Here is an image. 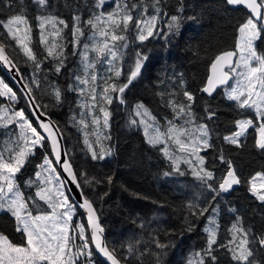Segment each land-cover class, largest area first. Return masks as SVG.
Returning a JSON list of instances; mask_svg holds the SVG:
<instances>
[{
	"label": "trees",
	"instance_id": "1",
	"mask_svg": "<svg viewBox=\"0 0 264 264\" xmlns=\"http://www.w3.org/2000/svg\"><path fill=\"white\" fill-rule=\"evenodd\" d=\"M122 2H126L129 7L133 3L148 5L147 15L154 14L151 7L153 0ZM116 3L117 0L106 2L104 12L113 11ZM160 6L164 31L142 43V51L147 48L144 52L148 53V59L144 62L140 76L125 90L127 100L125 99L123 104H119L115 100L116 97L110 105L100 100L99 94L104 80L111 75L103 67L108 65L107 62H96L100 75L97 74L95 105L89 98L91 85L84 87L75 79L84 75L81 54L82 43L87 41H79L77 47L71 48L75 38L70 40L68 36H74L73 18L80 16V27L84 33L92 31L86 21L94 14L102 12L97 7V0H48L47 6L43 8L35 0H0V21L7 22L11 16L21 13L26 16L31 26V47L38 58L43 60L39 70L32 62H26V58L19 53L18 46L13 41L6 40L3 35H0V41L11 45L7 50L29 84L35 74L40 87H33V93L39 104L52 115L62 131L65 126L66 131L69 130L76 140L80 150L74 154L69 152V155L79 182L85 195L95 205L100 221L106 228L110 250L114 249V254L124 264H156L157 253H160V264H189V261L198 264L196 254H202V250L207 246L208 234L204 231L207 221L211 216L216 218L213 209L217 210L218 225L217 245H213L216 260L205 257V264H238L232 259L227 248L218 247L219 244H227L232 238L230 229L237 220L244 229L250 231L249 242L253 257L263 262V257L254 244H258V237L264 236V201L259 200L249 190L251 177L259 171L264 174V150L256 147L258 117L254 110L240 109L235 101L228 100L225 86L219 87L211 95L201 91L209 74L210 63L220 52L235 48L238 27L244 23L249 12L243 6L226 5L225 0H161ZM181 6L184 9L182 13L178 11ZM140 12L141 9L137 8L132 14L137 17ZM165 12L167 15H164ZM48 15L58 17L67 24V27L57 24V28L62 29L60 36H49L50 43L54 39L57 50L63 51V66L59 72L55 71L58 66L57 59H43L47 53L44 45L39 42L40 29L37 18ZM172 15L183 18L182 26L177 34L169 35L165 39L167 23ZM188 17L194 19H187ZM45 31L46 34L51 32V25H46ZM0 33L6 34L2 25ZM126 33L128 44L133 49L131 36L136 33V29L130 25ZM88 43H91V39ZM257 48L264 54V33L262 39L257 41ZM89 55L92 61H96L94 52ZM0 74L5 75L1 67ZM8 80L11 81L9 78ZM116 81L119 84L123 82L122 79ZM55 87L61 91L59 102L52 94ZM80 87L85 90L83 94L79 91ZM183 91L191 92L195 98L192 112L196 120L209 127L211 146L202 151L204 168L214 173V179L208 183L217 188L221 178L228 171V164L219 158L221 154L225 161H231V166L240 179L238 185L226 192H220L219 195L212 193L192 176V171L184 166L186 164H180L183 175L164 176L165 172H173V165L161 151L163 145L148 144L142 128L127 121L134 101L144 103L162 125L169 120L173 121L175 114L169 102L174 100L177 104L187 103ZM17 92L27 116L37 127L23 95L19 90ZM69 96L73 102L67 106L65 102ZM45 101L48 103L45 104ZM85 104L88 106L84 107ZM45 105L47 107H44ZM101 106L111 113L107 128L103 126L102 113L99 111ZM209 112L215 113L211 119L208 118ZM94 115L101 117L98 131L97 126L92 124ZM241 118L252 119L254 125L241 137L239 146L228 143L224 137L236 131L235 121ZM81 119L85 120L87 128L79 124ZM86 131L98 157L101 146L105 150L110 148L111 155H106L103 159H92L91 152L84 144ZM19 134V126L13 123L5 128L4 133L0 132V137L9 147L15 148ZM97 134L100 143H96ZM108 136L111 138L105 139ZM64 137L66 143L69 141V145V137L65 136V133ZM42 143L43 147L37 146L34 154L28 156L24 166L16 174L17 184L24 198L29 200L32 213L51 211L45 202L35 196L37 185L43 186L36 176L37 172H42L38 166L43 163L46 155L52 159L46 139ZM6 149L7 156H10L11 153ZM52 162L54 163L53 159ZM108 177L112 178L111 183L108 182ZM29 181L35 183L29 186ZM214 195L215 199H212ZM32 200L36 203H31ZM189 203L199 205L200 208L208 207V212L202 216H193L187 207ZM189 224L192 225L191 231L188 230ZM0 233L15 244H26L25 236L16 231L14 218L5 212H0ZM156 241L169 244V247L160 249L156 246ZM129 244H132L134 249L131 254L128 252ZM92 255L98 263L105 264L94 250Z\"/></svg>",
	"mask_w": 264,
	"mask_h": 264
},
{
	"label": "snow or ice",
	"instance_id": "2",
	"mask_svg": "<svg viewBox=\"0 0 264 264\" xmlns=\"http://www.w3.org/2000/svg\"><path fill=\"white\" fill-rule=\"evenodd\" d=\"M35 2L43 7H46L48 0H35ZM105 0H97V7L102 6ZM226 5L229 6H243L248 12L244 23L238 27V39L235 45V50L223 51L215 57L211 63V74L207 77L205 86L201 89L211 95L218 86L227 85L232 76L238 77L236 80V86L225 88L226 96L228 100L235 101L237 107L240 109H252L257 117L260 118L259 127L256 129L259 136L256 140V147L264 150V54L258 53L256 48V41L262 39V33H264V0H225ZM161 0H153L151 7L154 10V14L147 15L148 5L133 3L131 7L122 0H117L116 7L113 11L105 13L100 12L98 15L94 14L92 18L86 21L93 31L91 36V43L83 44V53L81 54L82 63L84 65L83 77L77 76L75 79L80 85H91L89 90V98L95 105L97 101V85L98 79L94 69L96 62L101 57H107V64L109 65L108 72L111 73L104 80V87L102 88L99 96L105 104L110 105L113 100V93L119 94V101L124 103L123 93L129 86L136 80L140 74L144 62L148 59L147 55L141 52L135 53L134 65L130 67L125 79L126 82L119 84L113 81V78L118 80L123 74L122 65L118 66L124 59V54L117 47L116 42H123L120 48L127 49V37L123 33H126L129 26H133L136 29V39L143 42L148 40L154 35H159L161 30H157V23L161 19L162 8L160 6ZM140 8L141 12L137 17L133 16V10ZM181 6L178 11L183 12ZM164 15H167L165 12ZM39 29L40 40L39 42L44 45L47 55L43 59L49 57L58 60V66L55 71L59 72L63 66V51L57 50L58 46L55 40L50 43L49 36L53 38L60 36L62 29L57 28V24L67 27L65 21L60 20L55 16H39ZM74 31L73 35L75 42L79 44V38L84 35L82 28L80 27L81 18L79 15L74 18ZM182 17L178 15L170 16L167 23V33L165 39L169 35H175L179 32L182 24ZM187 19H194V17H188ZM0 25L6 30L5 33L0 35L5 36L6 40H11L18 46L19 53L23 54L26 58V62L30 61L34 67L39 70L43 60L39 59L37 53L31 47V26L24 14H17L11 16L7 22L0 21ZM46 25H51L52 31L46 34ZM120 32L121 34H117ZM11 45L6 44L4 41H0V62L10 69L14 68L16 72H19V68L12 58L7 53V48ZM90 52L96 54V61L90 59ZM235 58V59H234ZM228 69V71H225ZM242 69V71H237ZM90 70H93L90 72ZM21 79H24L21 77ZM33 87L39 88L40 83L33 78L31 84L27 81L24 84L26 89V95L29 96L31 101H35L36 97L32 95ZM183 87V85H182ZM81 94L84 93V88L80 87ZM52 94L57 102L61 100V91L58 87L53 88ZM183 96L186 98L187 103L177 104L174 100L169 103L172 106V110L175 117H186L185 124H191L195 119L192 112V103L194 102V96L191 92L183 91ZM0 96L7 97L9 101H16L17 95L7 83L0 79ZM87 107L88 105H83ZM36 108H40L41 105L36 104ZM44 107H47L45 105ZM99 111L102 113L103 126L109 127V118L111 113L106 107L101 106ZM135 115L141 117L139 121L132 119L131 125L143 124L144 134L147 137L148 144L155 146L163 144L165 147L161 149L164 155L173 165V172H165L164 176H171L174 174L183 175L180 170V163L183 160L184 163L192 167L191 175L197 180L201 181L208 190L215 195H219L220 192H226L240 183L239 177L236 175L235 169L231 166V161H225L223 154L220 155V160L228 164L227 173L221 178L217 188H213L212 184L208 181L214 179V173L205 169L204 157L199 155L200 146L208 148L209 144V130L206 124H200L193 126L192 129L186 128L181 125L174 124L172 121H167L169 125L166 131H161L156 124V117L152 116L151 112L142 104L136 105ZM215 115L214 112L208 113V118ZM144 117H148L154 123L149 124ZM39 120V117H37ZM17 124L20 129L19 137L15 142L16 147H8L6 151L11 153L8 158H5L4 152H0V212L10 214L16 224V231L21 232L26 238V244L17 245L13 244L9 238L0 233V264H76V258L80 256H92L91 247L88 243V236H86L85 228L83 225L77 226V231L84 243L76 246V250L73 252L70 248V228L72 220V208L69 203L68 197L64 194L63 188L65 182L59 179V173L56 172V168L53 165L52 159L47 156L44 158L43 163L38 167L42 172H37L36 176L42 181V185H37V191L35 196L40 201L45 202L51 209L48 213H40L33 215L32 210L29 208V200L24 198V194L20 191L19 185L15 181V176L20 172L24 166L29 155L34 154V149L39 146L43 147V141L45 136L34 127L31 121L26 117L24 111L13 110L9 114L7 107L0 109V124L7 127L10 124ZM101 123L100 116L92 117V124L97 126V131ZM79 124L84 128L88 125L84 119L79 121ZM237 131L230 136H225L224 139L228 143L233 145H240V137H243L248 131L249 127L254 125L252 119H240L236 120ZM48 134V138L51 139V149L54 153V158L58 164H61V150L57 135L53 132L50 123L39 122L38 125ZM152 129V133H149V129ZM88 132L84 133V144L91 152L92 159H103L106 155H111L112 150L109 148H100L99 157L97 151L93 148L92 143L88 139ZM111 137H105L110 139ZM169 140L174 143L180 152H187L190 156H195L197 160V167L193 166L191 159H184L183 157H176L170 151L167 144ZM96 143H100V137L97 134ZM64 171L71 177L73 182H77V176L73 172L71 164L64 161L61 164ZM44 173L45 175H42ZM264 179V176L261 177ZM111 177H108V182L111 183ZM56 180L58 187L52 185V181ZM255 177L251 185L250 191H252L261 201H264V193L258 190L255 184ZM31 186L34 181H29ZM77 186L79 184L77 183ZM264 188V185L260 186ZM215 195L212 199H215ZM31 203L35 204L36 201L32 200ZM81 207L85 208L88 213V222L91 226V240L95 244V248L103 257L111 261V264H121V261L114 255V249L110 250L108 246L102 240L103 228L98 222L95 209L92 203L85 198ZM193 216L204 215L208 212V207L200 208L199 205H193L189 203L187 205ZM209 207L211 205L209 204ZM215 212L216 209H213ZM187 223V220H186ZM209 227H205L204 231L207 235V246L201 253H197L198 264H205V257L210 258L212 261L216 260V256L213 255V245H217L218 240V225L214 218L209 219ZM188 230H192V225L189 224ZM232 238L227 244H219L218 247L227 248L231 254V257L238 264H258L255 260H250L253 257V251L248 246V231H246L239 220L233 223L230 229ZM239 242L237 243V239ZM260 244L264 245V238L260 239ZM156 246L160 249H166L169 244H162L156 241ZM133 245H128V252H133ZM156 264H160V253L156 254ZM89 264H93L89 260ZM192 264V261H189Z\"/></svg>",
	"mask_w": 264,
	"mask_h": 264
},
{
	"label": "rangeland",
	"instance_id": "3",
	"mask_svg": "<svg viewBox=\"0 0 264 264\" xmlns=\"http://www.w3.org/2000/svg\"><path fill=\"white\" fill-rule=\"evenodd\" d=\"M109 1H113L114 2V0H105V3L106 2H109ZM104 3V4H105ZM104 4L102 5V6H99L98 7V9H99V11H102V12H104V8H105V6H104ZM104 7V8H103ZM109 11H106L105 13H108ZM148 16H151V15H148ZM162 20H163V17L158 21V23H157V30L159 31V30H163L164 31V29H163V22H162ZM93 31H95V29H93L92 31H90V32H87V33H84V31H83V33H84V35L83 36H87L83 41H87L86 43H88V42H90V37L92 36V33H93ZM160 32H162V31H160ZM117 34H121L120 32H118ZM124 35H126V37H127V39H128V35H127V33H123ZM154 36H156V35H154ZM131 38H132V43H133V49H132V46H130L129 44H128V48L127 49H122V48H120V45L123 43V42H116L117 43V47H118V49L120 50V51H122L123 52V54H124V59H123V61L122 62H120V64H118V66H121L122 65V69H123V74L121 75V77L119 78V79H122V83H125L126 82V79H125V77H126V75H127V73H128V71H129V69H130V67L131 66H133L134 65V61H135V53L136 52H141V53H143L144 55H147L148 56V53L147 52H144V51H142V43H144V42H146V41H143V42H141V41H139L138 39H136V33L135 34H133L132 36H131ZM83 41H81V42H83ZM127 43H128V41H127ZM83 44H85V42L84 43H82V53H83ZM77 43L75 42L74 43V46L75 47H77ZM256 48H257V41H256ZM257 52L258 53H261L259 50H258V48H257ZM262 54V53H261ZM106 60H107V57H101L100 59H99V64L100 63H102V62H106ZM103 67H105L106 68V71L108 72V68H109V65H105V66H103ZM237 71H242V69H237ZM95 73L96 74H98V76L100 75V71L98 70V68L96 67V69H95ZM25 76V75H24ZM26 78V77H25ZM0 79H2L5 83H7L8 85H9V87H11L12 89H13V91L14 92H16V95H17V99H16V101H9L8 100V98L7 97H3V96H0V109H3V108H5V107H7L8 109H9V114H11V112L13 111V110H15V111H19V110H23L24 111V113H25V115H26V117L29 119V117L27 116V114H26V112H25V108H24V106H23V102L20 100V96H19V94H18V89H17V87L15 88V86H14V84L11 82V81H9L8 80V78L5 76V75H2V74H0ZM238 79V77H236L235 75H233V78H232V80H231V82L230 83H228L226 86H225V88H230V87H235L236 86V80ZM111 82H117L116 81V79H113V81H111ZM121 83V84H122ZM84 87H85V85H84ZM103 87H104V85H103ZM224 88V89H225ZM72 96V95H71ZM71 96H69V98H67V100H66V105L67 106H70V105H72V102L73 101H71ZM112 96H113V100L115 99V97H116V101L119 103V104H121L120 103V101H119V94H116V93H113L112 94ZM126 99V94H125V92L123 93V100H125ZM112 100V101H113ZM127 100V99H126ZM48 102L47 101H45V104H47ZM138 103H142V102H135L134 101V105L130 108V111H129V113H128V119H127V121H128V123L130 124V121L132 120V119H136L137 121H139L140 119H141V117H138V116H136L135 115V112H136V105L138 104ZM49 104H51V103H49ZM144 106H145V104L144 103H142ZM66 107V106H65ZM146 107V106H145ZM149 111H150V109L148 108V107H146ZM151 112V111H150ZM151 114H152V112H151ZM152 116H154L155 117V115H153L152 114ZM144 119H146L147 120V122L149 123V124H153L154 122L151 120V119H149L148 117H144ZM185 119H186V117H174V120L172 121L174 124H177V125H181V126H184V127H186V128H189V129H192L193 128V126L195 125V126H198V125H200V124H205V123H203V122H199V121H197L196 120V118L193 120V122L191 123V124H185ZM241 119H249V118H241ZM30 120V119H29ZM240 120V119H239ZM31 121V120H30ZM156 122H157V120H156ZM158 122L159 123H157L156 124V126H158L159 128H160V130L163 132V131H166V129H167V127L169 126L167 123L166 124H164V125H162V123H161V121L160 120H158ZM258 123L260 124V118L258 117ZM259 124H258V127H259ZM33 125V124H32ZM34 126V125H33ZM136 126H140L141 128H142V130L144 131V125L143 124H139V123H137V125ZM35 127V126H34ZM5 128L6 127H4L2 124H0V132H2V133H4L5 132ZM39 132H41L39 129H37ZM208 130H209V127H208ZM236 131H237V129H236ZM235 131V132H236ZM63 132L65 133V136H68L69 137V139H70V144L69 145H67V149H68V152H70L71 154H74V153H77L79 150H80V148L78 147V145H77V143H76V140L75 139H73V135H71L70 133V131L69 130H67L66 131V129H65V126H63ZM149 133L151 134L152 133V129L150 128L149 129ZM234 133V132H233ZM233 133H230V134H228V135H226V136H230V135H232ZM42 134V133H41ZM258 136H259V134H258ZM209 137H210V131H209ZM240 139H241V137H240ZM209 141H210V139H209ZM69 143V141H67V143L66 144H68ZM163 145V144H162ZM6 147L8 148L9 147V144L8 143H6L5 142V140L4 141H2V139H1V137H0V152H4V154H5V158H8V156H7V153L5 152V149H6ZM163 147H165V145H163ZM167 147H169V149H170V151L174 154V156H176V157H183L184 159H191L192 160V164H193V166H195V167H197V169L199 168V166H198V164H197V160H196V157L195 156H190V154L189 153H187V152H180L179 151V149H178V147L174 144V143H172L170 140H169V142H168V144H167ZM206 148H203L202 146H200V151H199V155L200 156H202V157H204L203 155H202V151L203 150H205ZM49 159H51L48 155H46ZM45 156V157H46ZM74 156V155H73ZM44 157V158H45ZM180 164H186V163H184L183 162V160L181 161V163ZM53 165H54V163H53ZM55 166V165H54ZM186 168H189L191 171H192V167H190L188 164H186V165H184ZM204 167V166H203ZM55 168H56V172H58L59 173V171H58V169H57V167L55 166ZM42 175H45L44 173H42ZM262 176H264V174L262 173V172H256L252 177H251V180H250V184H249V190H250V188H251V185H252V183H253V178L255 177V184L257 185V188H258V190L259 191H261L262 193H264V188H261L260 186L261 185H264V179H262L261 177ZM59 179L60 180H62V178H61V176H60V174H59ZM15 181H16V183H17V176H15ZM52 185L53 186H56V187H58V184H57V181L56 180H53L52 181ZM230 190V189H229ZM20 191H21V189H20ZM63 191H64V194L68 197V201H69V203L73 206V208H72V220H71V228H70V237H71V239H70V248L72 249V251L74 252L75 250H76V246H78V245H82L83 243H84V241H83V239L80 237V235H79V232L77 231V226H79V225H83L84 226V228H85V230H86V232H85V234H86V236H88V238H89V240H88V243H89V245H90V247H91V251L93 252V250H94V248L92 247V244H91V238H90V235H89V230H88V226H87V223L85 222V217L83 216V214L80 212V210L78 209V207H77V205L75 204V202L71 199V197L69 196V194L67 193V190H66V188H65V185H64V188H63ZM22 192V191H21ZM253 195H255L252 191H250ZM256 196V195H255ZM257 197V196H256ZM258 198V197H257ZM259 199V198H258ZM260 200V199H259ZM50 212V211H49ZM46 213H48V212H45V214ZM38 214H40V213H33V215H38ZM215 214H216V218H217V210L215 211ZM210 218H214L215 220H216V218L214 217V216H211ZM206 226L207 227H209L210 225H209V219H208V221H207V224H206ZM246 230V229H245ZM246 231H248V233H249V235H248V240H249V238H250V231L249 230H246ZM262 238H264V236H262V237H258V244H254L255 245V248L259 251V253H261V257H263V262H261L259 259H257L255 256L254 257H251L250 258V260H255V261H257L258 262V264H262V263H264V245H262V244H260L259 243V241H260V239H262ZM239 242V238L237 239V243ZM13 243V242H12ZM13 244H15V243H13ZM17 245H19V244H17ZM250 248H251V250L253 251V249H252V246L250 245V242H249V245H248ZM93 248V249H92ZM94 252H95V250H94ZM96 254V253H95ZM197 259V258H196ZM89 260H91L92 262H93V264H100V263H98L97 261H96V258H95V256L94 255H92L90 258L89 257H87V256H80V257H78V258H76V264H89Z\"/></svg>",
	"mask_w": 264,
	"mask_h": 264
},
{
	"label": "water",
	"instance_id": "4",
	"mask_svg": "<svg viewBox=\"0 0 264 264\" xmlns=\"http://www.w3.org/2000/svg\"><path fill=\"white\" fill-rule=\"evenodd\" d=\"M232 7H239V6H232ZM7 50V49H6ZM231 50H235V48H232V49H227V50H224V51H231ZM223 52V51H222ZM7 53L8 55L10 56V58H12L14 60V58L10 55V53L8 52L7 50ZM221 53V52H220ZM219 53V54H220ZM218 54V55H219ZM215 59V58H214ZM213 59V60H214ZM235 59V58H234ZM212 60V61H213ZM15 64H16V67L19 68V72L17 73L16 70L14 68L10 69L8 66H5L2 62H0V67L1 69L3 70V72L5 73V75L14 83V85L17 87V89L20 91V93L23 95L26 103H27V106L29 108V111H30V114L31 116L33 117L38 129L41 131L42 135L45 136V139L46 141L48 142L49 144V147H50V153H51V156H52V159L62 177V180L65 182V188L67 190V193L69 194V196L71 197V199L75 202V204L77 205L78 209L80 210V212L83 214V216L85 217L86 219V223H87V226H88V230H89V235H90V238H91V226L88 222V213H87V210L83 207H81V205L83 204V201L85 198H87L93 205L94 209H95V212H96V215L98 217V222L100 224V226L103 228V234H102V240L103 242L108 246V243H107V233H106V228L104 227V225L101 223L100 221V217H99V213L95 207V205L93 204L92 200L87 197L83 191V188L79 182V178H78V175H77V172H76V169H75V166H74V163L72 162V159L69 155V152H68V149H67V144H66V141H65V137H64V133L63 131L61 130L60 128V125L57 123V121L52 117V115H50L49 113H47L43 108L42 106L40 108H36L35 105L36 104H39L38 100L35 99V101H31L29 96L26 95V89L24 88V84L25 82L27 81V79L25 78L24 74H23V71L21 70V68L19 67V65L17 64V62L14 60ZM212 63V62H211ZM211 63H210V66H211ZM209 66V74L208 76L211 74V67ZM225 71H228V69H225ZM207 76V77H208ZM21 77H23L24 79H21ZM233 78V76H232ZM207 80V79H206ZM232 79L229 80L228 83L231 82ZM28 82V81H27ZM206 84V82H205ZM205 84L202 86V88L205 86ZM226 85H221V86H218L216 88V90L219 88V87H224ZM201 88V89H202ZM215 90V91H216ZM214 91V92H215ZM213 92V93H214ZM212 93V94H213ZM207 94V93H206ZM32 95H34V93L32 92ZM40 105V104H39ZM37 117H39V120H37ZM40 121H43L44 123H50L51 126H52V130L53 132L57 135V139L59 141V146H60V150H61V164L64 162V161H67L68 163L71 164V167H72V170L73 172L76 174L77 176V182H73L71 177L68 176L67 172L64 171V169L62 168L61 164H58L54 158V153L51 149V139L48 138V134L45 133L43 131L42 128H40L38 125H39V122ZM77 183L79 184V186H77ZM91 244H92V247L94 248L95 250V253L98 257H100V259L102 261H104L105 264H111V261L107 260V258L103 257L102 254H100L98 252V250L95 248V244L94 242L91 240ZM109 248V246H108ZM110 249V248H109ZM115 255V254H114ZM116 256V255H115ZM117 257V256H116ZM117 259H119L117 257ZM120 260V259H119ZM121 261V260H120ZM121 264H124L122 261H121Z\"/></svg>",
	"mask_w": 264,
	"mask_h": 264
},
{
	"label": "flooded vegetation",
	"instance_id": "5",
	"mask_svg": "<svg viewBox=\"0 0 264 264\" xmlns=\"http://www.w3.org/2000/svg\"><path fill=\"white\" fill-rule=\"evenodd\" d=\"M87 36H81L80 38H79V41H83L85 38H86ZM68 38L71 40V39H73L74 38V36H68ZM68 43H69V41H68ZM80 43H82V42H80ZM72 47H74V44L73 45H71V48ZM234 186V185H233Z\"/></svg>",
	"mask_w": 264,
	"mask_h": 264
}]
</instances>
